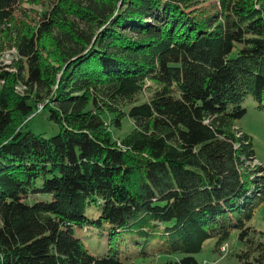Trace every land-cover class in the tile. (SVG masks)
<instances>
[{
	"label": "trees",
	"instance_id": "obj_1",
	"mask_svg": "<svg viewBox=\"0 0 264 264\" xmlns=\"http://www.w3.org/2000/svg\"><path fill=\"white\" fill-rule=\"evenodd\" d=\"M5 39L0 264H201L234 233L264 264V167L237 125L248 96L264 111V0H0ZM39 104L56 135L23 131Z\"/></svg>",
	"mask_w": 264,
	"mask_h": 264
},
{
	"label": "rangeland",
	"instance_id": "obj_2",
	"mask_svg": "<svg viewBox=\"0 0 264 264\" xmlns=\"http://www.w3.org/2000/svg\"><path fill=\"white\" fill-rule=\"evenodd\" d=\"M43 8L45 7L24 3L22 8H19L16 15L27 21L36 22L39 17L38 13L41 12ZM17 59L18 55L15 48L9 46L7 39L1 40L0 65H12V61ZM12 70L14 71V69ZM257 105L258 102L251 96H248L244 101L247 113L237 121V125L252 137L257 162L264 167V111L259 110ZM49 115L50 111L48 108L45 110H37L35 117L23 127V131L31 130L37 134L42 133L45 137L56 135L59 133L60 127L56 122L49 118ZM128 129L129 125L125 123L124 128L122 129V134ZM251 224L257 229V236L264 241V199L256 208ZM78 234L81 236L90 252L101 255L107 253V238L101 235L98 229L93 227L80 229ZM242 249L243 245L238 241L237 234L234 233L230 240L225 244V250H222L221 247L220 250H216L215 240H208L203 250L195 256L201 264H240L237 253L241 252ZM177 258L178 257L176 256L163 255L147 256L146 258L132 256L131 262L134 264H161L169 259L175 260Z\"/></svg>",
	"mask_w": 264,
	"mask_h": 264
},
{
	"label": "built area",
	"instance_id": "obj_3",
	"mask_svg": "<svg viewBox=\"0 0 264 264\" xmlns=\"http://www.w3.org/2000/svg\"><path fill=\"white\" fill-rule=\"evenodd\" d=\"M16 50V49H15ZM24 89H23V87L22 86H18V88H17V91L18 92H21V91H23ZM43 109V105L42 104H39L38 105V110H42ZM34 115H36V113H33L30 117H33ZM221 249L222 250H225V245H223V246H221Z\"/></svg>",
	"mask_w": 264,
	"mask_h": 264
},
{
	"label": "bare ground",
	"instance_id": "obj_4",
	"mask_svg": "<svg viewBox=\"0 0 264 264\" xmlns=\"http://www.w3.org/2000/svg\"><path fill=\"white\" fill-rule=\"evenodd\" d=\"M13 50V49H12ZM7 51V50H6ZM9 51V50H8ZM11 53V52H10ZM11 55H12V53H11ZM10 57V56H9ZM13 58V57H12ZM13 62V61H12ZM3 63V62H2ZM6 65V64H5ZM3 66H4V64H3ZM15 69V68H14ZM12 70V69H11ZM44 106V105H43Z\"/></svg>",
	"mask_w": 264,
	"mask_h": 264
}]
</instances>
